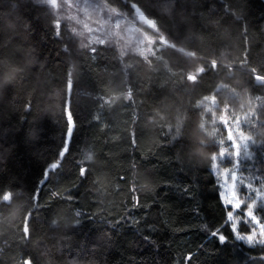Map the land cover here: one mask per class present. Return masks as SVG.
I'll return each instance as SVG.
<instances>
[{"label":"trees","instance_id":"16d2710c","mask_svg":"<svg viewBox=\"0 0 264 264\" xmlns=\"http://www.w3.org/2000/svg\"><path fill=\"white\" fill-rule=\"evenodd\" d=\"M102 1L175 43L149 58L84 47L46 5L0 0V264H264V246L208 230L226 211L213 172L220 115L257 131L241 166L264 182V0ZM200 66L210 70L186 80ZM65 108L71 154L47 179Z\"/></svg>","mask_w":264,"mask_h":264},{"label":"rangeland","instance_id":"374dc122","mask_svg":"<svg viewBox=\"0 0 264 264\" xmlns=\"http://www.w3.org/2000/svg\"><path fill=\"white\" fill-rule=\"evenodd\" d=\"M34 1L49 7L56 15L57 29L59 30L61 25L67 27L84 47H96L98 44L113 45L121 53L134 51L145 58H149L157 53L151 52L152 45L156 41H159L158 49L173 46L166 39L165 33L153 26L154 21L143 18L141 12H138L140 15H137L136 22L122 15L102 0ZM253 112L252 109L245 110L246 119L252 118ZM217 121V123L225 124L228 129L226 137L221 136L217 129L213 131L215 135L219 136L218 153L214 156L215 164L213 167V172L218 176L219 184L227 183L233 187L242 184L248 193H254V199L250 201V206L251 203L257 202L260 207H264V182L256 185L257 178L245 174L241 166L242 159L254 153L255 150L252 145L258 143L250 130L257 131L253 126H249L248 129L250 130L244 133L242 131L245 124L244 119L231 118L226 113L220 115ZM241 225L240 231L242 233H248L249 229L252 228L251 224H244L246 226L245 231H242ZM254 231L255 229H253ZM244 243L247 244V242Z\"/></svg>","mask_w":264,"mask_h":264},{"label":"snow or ice","instance_id":"6c2138e0","mask_svg":"<svg viewBox=\"0 0 264 264\" xmlns=\"http://www.w3.org/2000/svg\"><path fill=\"white\" fill-rule=\"evenodd\" d=\"M133 5L135 4L134 3L131 4V7L133 8V13H135L136 8L139 7L137 5L133 7ZM132 15L133 14L129 16L131 17ZM149 19L152 20L151 18ZM153 26L157 30H159L158 23L154 22ZM61 28H62V32H61L62 35L64 26L61 25ZM165 36L170 44L175 43L172 42L170 37H168L166 34ZM158 47H159V41H156V43L152 45L151 52L155 54L157 52ZM159 51H161V48L159 49ZM93 54H95V52H93ZM215 67H216V63L215 61H213L210 66V69H213ZM210 69L206 68L205 66H200L196 69L195 74H191V73L187 74L186 80L196 83L198 82V78ZM257 77L259 81H261L259 86L264 87V75H260L258 72ZM67 88L69 90L72 88V81L70 78L67 82ZM130 97H131V93H129V98ZM64 111L66 115L65 139L57 154V161L50 162L49 165L47 166L49 169V171H46L45 173L47 179H49L50 173L60 168L62 166L64 159L71 154V147H72L71 137L76 127V121L74 119L72 112L69 109L65 108ZM86 171L87 169L85 167L83 166L79 167V173L81 176H84ZM218 189H219V197L221 203L226 210L225 218L223 221H221L219 225L209 228L208 229L209 233L214 238H218L220 243H226L228 236L224 234L223 229L229 228L235 239H239L242 242H247V245L249 247H254L256 245L264 246V215H260L258 218L259 205L257 204V202L251 203L250 206V201L254 199V193L251 194L248 193V190L245 189L242 184L238 185L237 187H233L227 183L218 184ZM32 198L35 201L36 207H38L37 202L39 200V194L33 193ZM4 199L7 200L8 196L5 195ZM78 215H81V213H78ZM241 224H245V225L251 224L252 228L249 229L248 233H242L240 231ZM205 227L208 228L207 225H205ZM253 229H255L254 232ZM24 232L28 233L27 220L25 221L24 224ZM26 264H31V261L30 260L27 261Z\"/></svg>","mask_w":264,"mask_h":264},{"label":"water","instance_id":"95a60500","mask_svg":"<svg viewBox=\"0 0 264 264\" xmlns=\"http://www.w3.org/2000/svg\"><path fill=\"white\" fill-rule=\"evenodd\" d=\"M142 17L144 18V16L142 15ZM257 84L259 85L261 83V81H259L258 77L256 78Z\"/></svg>","mask_w":264,"mask_h":264},{"label":"bare ground","instance_id":"6f19581e","mask_svg":"<svg viewBox=\"0 0 264 264\" xmlns=\"http://www.w3.org/2000/svg\"><path fill=\"white\" fill-rule=\"evenodd\" d=\"M34 1V0H33ZM145 18V17H144Z\"/></svg>","mask_w":264,"mask_h":264}]
</instances>
